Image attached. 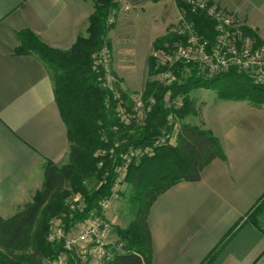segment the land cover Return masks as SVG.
I'll list each match as a JSON object with an SVG mask.
<instances>
[{
    "label": "crops",
    "instance_id": "0c3cea01",
    "mask_svg": "<svg viewBox=\"0 0 264 264\" xmlns=\"http://www.w3.org/2000/svg\"><path fill=\"white\" fill-rule=\"evenodd\" d=\"M95 1L0 0V216L4 219L41 188L45 163L64 165L69 151L49 72L36 56L17 53V34L29 31L48 48L69 51L79 36L86 35ZM116 1L127 12L160 5L165 32L180 11L175 0ZM209 1L235 15L243 28L264 42V0ZM123 62L112 59L114 75L124 82L120 73L129 65ZM144 89L145 85L142 90H128ZM217 99L219 109L210 126L201 127L204 123L196 111L189 118L193 123L187 124L213 135L225 159L209 164L199 181L180 182L153 203L148 215L151 264H205L212 253L209 264H264V227L252 218L264 198V104ZM113 218L108 215L111 222Z\"/></svg>",
    "mask_w": 264,
    "mask_h": 264
},
{
    "label": "trees",
    "instance_id": "16d2710c",
    "mask_svg": "<svg viewBox=\"0 0 264 264\" xmlns=\"http://www.w3.org/2000/svg\"><path fill=\"white\" fill-rule=\"evenodd\" d=\"M177 4L186 10L185 18L194 24L198 34L212 40L214 22L207 14H191L184 4ZM117 7L116 0H96L95 10L88 18L86 36H79L75 45L66 52L48 48L29 31L17 34L20 41L17 53L36 56L49 72L55 100L67 129L69 151L64 165L45 163L42 186L30 202L9 218L0 216V264H45L52 261L59 246L47 241L50 221L60 215L57 218L62 216L64 225L68 227L85 219L90 211L97 208L100 199L113 192L111 189L117 178L115 164H126V159L122 157L130 155V152L134 153V157L127 164V174L122 182L127 184L130 180V204L135 207L134 218L128 227L112 229L123 244V253L115 256L109 264H151L148 215L153 203L180 182L199 181L209 164L225 159L221 145L213 135L184 122L185 118L195 114L191 91L215 86L221 100H248L253 104H264V88L254 86L247 76L234 70L211 80H191L184 86L165 88L157 85L150 80L157 70L152 58L148 57V78L143 98L152 96L155 104L140 120L133 115L127 122L121 120L115 112L118 102L113 100L111 92L102 89V71L98 72L94 65L101 49L108 47L107 35L111 26L107 25L108 19L117 13ZM241 30L243 36L254 41L255 48L264 45L249 28L242 27ZM175 40H178L175 34L166 33L153 42L152 48H160L164 43ZM112 59L111 55V65ZM235 75L246 77L251 87L226 98L225 91L221 93L223 87L215 83L222 77ZM166 91H170V101L182 95L184 103L179 107L171 102L165 108L163 99ZM123 97L127 99L125 93H121L119 101ZM175 113L180 126L175 120ZM170 116L172 121H169ZM173 136L174 142L170 141ZM161 138L164 142L155 145ZM150 148L152 153L149 155L137 153ZM110 155L112 158L108 160ZM75 193L83 198L85 207L70 210L65 199ZM116 193L118 195L119 191ZM263 202L264 198L253 210ZM214 256L215 253L210 254L204 263L209 264Z\"/></svg>",
    "mask_w": 264,
    "mask_h": 264
},
{
    "label": "built area",
    "instance_id": "2783aa9c",
    "mask_svg": "<svg viewBox=\"0 0 264 264\" xmlns=\"http://www.w3.org/2000/svg\"><path fill=\"white\" fill-rule=\"evenodd\" d=\"M175 1L184 4L191 14L205 12L214 22L215 35L209 40L198 34L194 24L185 18L186 10L179 8V18L169 32L175 34L178 40L152 48L150 52L149 57L157 70L151 81L165 88L184 86L191 80H211L234 70L247 76L254 86L264 88V46L255 48L254 41L243 36L242 26L235 15L218 9L209 0ZM112 22L113 17L110 16L108 24ZM94 65L98 72L102 71V89L111 92L113 100L118 102L115 112L121 120L127 122L130 115L140 120L155 104L152 96L144 99L143 92L131 93L125 83L114 75L111 54L106 46L95 58ZM121 93H125L126 100L123 97L119 101ZM182 97L177 95L170 101V91H166L163 105L167 108L172 102L177 106ZM108 105L107 102V108ZM169 121H172L171 116ZM163 142L161 138L154 144ZM137 153L142 156L152 152L150 148ZM115 171L120 181L122 170L118 168ZM115 195L116 189H113L111 195L98 201L97 208L90 211L85 219L68 227L61 218L50 221L47 241L58 245L59 251L47 264H109L115 256L123 253V244L114 236L113 223L107 214Z\"/></svg>",
    "mask_w": 264,
    "mask_h": 264
},
{
    "label": "rangeland",
    "instance_id": "374dc122",
    "mask_svg": "<svg viewBox=\"0 0 264 264\" xmlns=\"http://www.w3.org/2000/svg\"><path fill=\"white\" fill-rule=\"evenodd\" d=\"M117 8V13L110 15L113 17V22L107 24L111 25L107 35V48L109 49V52L112 55L113 59L124 60L123 63H128L129 67L125 68L124 72L120 73L124 78V82L127 88L132 91L142 90V87L145 85L144 81L146 82L147 80V60L150 52L152 51L153 45H151V43L155 38H159L165 33H169L178 20L179 15L170 26L169 30L165 32L163 25L164 11L160 5H157L156 7L150 9L146 8L145 10H138L137 12H127L124 10H120L119 7ZM171 9L174 10L172 4ZM128 59H132V61L128 62ZM216 84H220V86L223 87L221 93L225 91L226 98L233 96L236 93L240 94L239 92L241 89L246 91L248 90V86L251 87V82L246 77L241 75L222 77L220 80L216 81L215 85ZM216 90L217 89L215 88V86H213L212 89H195L190 93V98L193 101V107L196 111L198 121L204 123L201 125V127H204V125L210 126L213 123V118L215 117L219 109L217 103L218 94ZM183 103L184 97L179 100V107ZM175 115V120L180 126L181 123L178 120V115L176 113ZM192 117L194 116L190 115L189 117L185 118L184 122L190 123L189 118ZM191 123L193 122L191 121ZM174 139L175 138L173 136L172 142H174ZM97 153H99V151ZM133 154L134 153L130 152V155H124L122 157L126 159V164H115L116 169L121 168L122 175L120 181H118V177L115 178L111 190L113 191V189H116V192L119 191V193L121 192V194L119 196V193L118 195L116 193L115 201L112 203L111 209L107 214L110 217H114V220L112 222L113 228H118V230L128 227L129 223L134 218L133 210L135 207L132 208L130 204L132 203L130 195L132 187L129 186L130 183L128 182L130 180L127 181V184L125 182H122V179H124L127 174V164L130 163L132 157H134L132 156ZM111 158L112 156L110 155L108 160H111ZM120 165L122 166L120 167ZM103 182L104 181L99 183L98 186H100ZM65 203L70 207V210L76 208L82 209L85 207L84 200L78 193L69 195L65 199ZM133 204L136 206V203ZM57 216L55 217L57 218ZM252 216L253 220L264 227V202L254 210ZM60 220L62 221V223H64L62 218ZM113 234L116 237L115 233ZM47 262L45 264H47Z\"/></svg>",
    "mask_w": 264,
    "mask_h": 264
}]
</instances>
